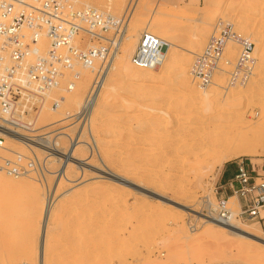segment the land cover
Returning a JSON list of instances; mask_svg holds the SVG:
<instances>
[{
  "label": "rangeland",
  "instance_id": "obj_1",
  "mask_svg": "<svg viewBox=\"0 0 264 264\" xmlns=\"http://www.w3.org/2000/svg\"><path fill=\"white\" fill-rule=\"evenodd\" d=\"M73 2L79 7L86 5ZM144 2L146 13L139 20L135 16L137 3L139 6ZM98 9L120 16L129 10L125 36L133 37L120 47L112 76L96 104L92 132L82 136L90 146L71 153L75 156V164L67 166L65 175L60 176L65 159L50 156L54 145H44L42 137L46 133L59 136L65 131L68 137L62 139V145L67 149L70 147L80 119L75 116L63 118L64 113L67 110L79 112L88 89L82 94L80 103L72 100L74 104H69L68 95L65 101L70 106L65 101L60 102L63 113L55 115L60 116V120L50 116L42 118L45 123L39 121L40 118L37 120L40 102L23 113L33 126L28 124L11 132L27 134L24 142L31 147L5 138L4 147H0L3 155L0 173L15 180L25 179L30 184L22 191L11 192L9 186L0 181V221L5 217L1 223H7L5 228L0 223V264H22L25 252L33 258L40 250L42 223L39 222L42 219L39 218L42 217L39 212L46 199L51 201L53 208L46 236L45 256L49 264H264V242L250 236L252 234L247 236L248 239H242L215 231L202 218L203 213L209 212L208 201L214 202L210 211L216 207L215 188L222 181L223 167L228 164L233 167L234 161L242 157L255 166L260 165L264 161V149L260 148L262 154L241 155L216 164L213 169L204 168L200 165L205 163L203 157L210 145L206 141L202 142L204 144L189 142L184 137L196 135L197 141L200 139L201 142L206 132L223 130L231 135L238 131L247 135L256 131L264 135V62L260 61L264 42L262 48L256 45L259 35L264 39V0H136L133 3L125 0L118 11L107 5L98 6ZM246 17L249 20L244 25L241 21ZM221 21L233 23L235 30L256 42L254 75L244 86L248 87L247 93L223 106L191 98V84L200 91L202 85L193 77L189 86L181 80L186 72L191 76L190 66L195 54L202 51ZM143 32L168 41L165 60L156 69L144 68L133 61L131 53ZM104 34L113 35L111 32ZM76 42L81 48L98 43L91 41L90 35L83 31L76 36ZM233 42L229 41L227 46ZM235 44L237 54L233 58L227 55L233 61L239 52L238 43ZM126 49L129 55L123 60L124 64L121 63L122 73H116ZM261 54L264 55V49ZM177 55H183L179 56L182 60ZM97 62L94 76L101 68L100 61ZM76 68L82 67L76 65ZM67 74L62 77L61 85L46 96L49 105L58 101L62 94L70 93L67 88L70 75ZM226 78L227 75H223L214 82L221 84ZM78 80L75 82L79 83ZM241 87L221 88V92L225 94L232 89L231 93H235ZM5 146L27 151L28 155L34 151L41 161L46 160L47 169L42 179L35 174L32 178L24 174L10 175L3 168L5 161L22 155L5 151ZM235 173L234 166L228 177ZM56 185L58 191L52 195ZM235 200L231 198L230 205L237 214L239 206ZM239 220L241 225L264 237L260 223ZM31 261L36 263L37 259Z\"/></svg>",
  "mask_w": 264,
  "mask_h": 264
},
{
  "label": "built area",
  "instance_id": "obj_2",
  "mask_svg": "<svg viewBox=\"0 0 264 264\" xmlns=\"http://www.w3.org/2000/svg\"><path fill=\"white\" fill-rule=\"evenodd\" d=\"M136 0H130L133 3ZM129 10L124 14L104 13L92 5L78 6L71 0H0V127L2 130L19 129L14 111L24 96H39L60 85L67 72L69 83L80 76L76 65L88 67L100 61L102 67L117 53L119 35L128 26ZM84 31L90 40L98 41L86 48L76 44V36ZM111 32L106 37L104 33ZM48 39V49L43 51L40 40ZM229 41L238 43L239 52L235 61L229 58L226 46ZM168 41L148 32H143L133 53V61L144 68L156 69L165 60ZM255 43L248 35H240L233 23L221 21L210 35L205 47L196 53L190 73L199 84L211 86L214 81L227 75L235 85L243 86L254 75L256 59ZM3 115H5L3 117ZM5 136L0 132V147ZM6 160L3 168L13 176L24 171L37 178L46 172V160L41 161L33 151L26 156H14ZM230 190L231 194H226ZM216 207L212 209L221 221L231 220L234 209L230 199L237 197L239 219L260 223L264 230V175L256 170L254 163L240 158L236 173L229 181L217 184ZM33 264V263H24Z\"/></svg>",
  "mask_w": 264,
  "mask_h": 264
},
{
  "label": "bare ground",
  "instance_id": "obj_3",
  "mask_svg": "<svg viewBox=\"0 0 264 264\" xmlns=\"http://www.w3.org/2000/svg\"><path fill=\"white\" fill-rule=\"evenodd\" d=\"M75 1H80V2H82L84 4H86V5H92L93 7H97V8H98V6L107 5L109 8L115 9L117 11L119 9H122L123 8V5L125 3V0H75ZM145 3L146 2L141 3L142 5H139V6H138V3H137V11L135 13V16H137V18L139 20H141L142 17H143V15H145V13H146L145 12V8H146L145 6L147 4L145 5ZM108 12H110V11H108ZM110 14L115 15L112 12ZM248 20L249 19L246 17V18H243L241 22L244 25H246L248 23ZM127 29H128V26L119 35V41H120V43H119V47H118L117 53L115 54L114 58L111 61H109V63L106 65V67L104 69V72L101 75V77L98 78V74H96L94 76L95 66H96V64L98 62L97 63L95 62L93 65L88 66V67H82L81 66L82 68H76V70H77L76 73H79L80 74V76L78 77L79 83L78 82H75V83L73 82V83H70V84L68 83L67 88L71 90V91H69L70 93L69 94L66 93V95L62 94L59 97V100L56 101L52 106L49 105L48 103H46V100L45 99H46V96H50L51 95L50 93L52 91L50 92V90H52L53 88L45 91L44 93H42L39 96H33V97L32 96H30V97L29 96H24L23 98H21V100L18 101V103H17V105L15 107V110L14 111L18 114V118L15 119V121L17 122V124L18 125H24V126L25 125H28V124H31L32 125L33 123H29L30 121L26 119V116L23 113H25V111L28 110V109L29 110L32 109L33 108V104H36V102H40L41 103L40 104L41 112H40V115L38 114L39 116L38 115L36 116V119L38 120L40 118L39 121H43V123H45L46 121L44 119L47 118V117H49V116H50V118L52 117V119H55V118H53V117H56L55 115H58V114H60V116L62 115L61 113H63V111H61V110L63 109V107L60 104V102L65 101V99L67 98L66 97L67 95H68V97L70 99L69 104H70V102H72L74 104L73 101H75L76 103L77 102L80 103L81 102V96H82V94L85 91H87V89H88L89 92H88V94H87L84 102H82V104H80L81 107H80L79 112L71 113L70 111L67 110L64 113L65 114L64 115L65 117H63V118H70V117H74L75 116V117H78L80 119V126L78 127V130H77L78 132L76 133L77 135H75V138L74 139L72 138V140H71L72 142L70 141V143H71V145L69 144L70 147H68V149H67V147H65V146L62 145V143H63L62 142V139L64 137H68V133L65 132V131H63V132L61 131L60 134H59V136L57 135V136H53V137H52V134L50 133L51 132L50 131L49 132L50 133L49 135H48V133H46L47 135H45V136L42 137V142L45 143L44 145H47V146H50L51 144L54 145L53 147H51V149L52 150L54 149V150H53V152L50 153V156H52L53 158L56 157L59 160H62V158L65 159L64 164H62L63 167L60 170V176L63 175V174L64 175L66 174V172H67V166H69L71 163H74L75 164V162L73 161V159H75V156L74 155L72 156L71 153H75V151L77 149L82 148L84 146H86V147H89L90 146L89 142L86 141V140H84V137L82 139V136L85 135L86 133H89L90 134L92 132L91 121H92V118L94 117L96 104H97L99 98L101 97V95L103 94L102 92H103V89L105 88V85H106L107 81L112 76L111 72H112L113 67H114L113 64H114L115 59L116 58H119V56H117V54H118V52L120 50V47H121V45H122L123 42H124V44H126L127 42H130L131 39H132V37H133L132 35H127V38H126L125 35H126V32H127ZM84 33H86V32H84ZM253 33H254V31H253ZM239 34L241 36L243 35V33H241V32H239ZM87 35H89V34H87ZM104 35L106 37H109L106 34H104ZM141 35H142V33H141ZM141 35H140V37H141ZM140 37L137 38L136 45L133 43V45H135L136 47L139 44ZM257 38H258L257 39L258 41H256L257 42L256 45L257 46H261V44L264 42L263 41L264 39H261V36L260 35ZM235 43H237V42L234 41L230 45L226 46L227 47L226 52L232 58L237 54L236 53L237 47H236V44ZM76 44L79 45V43H77V42H76ZM40 45H41L42 50L43 51H46L48 49V45H49L48 44V39L46 37H43L40 40ZM257 46H256V48H257ZM262 46H261V48H262ZM128 49L124 50V53L126 51V54H125V56H122L120 58V60H119V66L116 69V73H122V66L123 65L121 63L124 64L123 60H125V58L129 55V52L127 53V50ZM263 49H261L262 51L260 50L261 51L260 52V55H261L260 61L261 62L262 61L264 62V55L261 54V53H263ZM128 51H131V50L129 49ZM189 52H191V51H189ZM133 53H134V50H133V52L131 54H133ZM179 56H183V55H179ZM179 56L177 55L178 58H179ZM179 59L182 60V57L179 58ZM179 59H176L177 61L175 60L177 62V64H179L178 62H180V61H178ZM255 59H256V57H255ZM261 62L258 63V65L259 64L261 65ZM99 65H100V62H99ZM255 65H256V62H255ZM102 66L103 65L101 63V67ZM254 68H255V66H254ZM67 73L70 75V76H68V80H69L70 77H71V75H74V73H71V72H67ZM183 73L184 72H182V74ZM182 76L183 77L181 78V80L183 81V83H185L186 85L189 86V84H191V77H192V75L190 76V74H187V72H186ZM118 80H120V78ZM91 83H92V85H91ZM214 83L216 84L215 87L213 86L210 89H207L206 88L207 86H203L202 85V88H201L202 90L201 91L194 86L195 84H191L192 85V87H191L192 90L190 88V94H191L190 97L197 99L199 102H208V103H211L212 105L215 103V105H222L223 106L224 104L226 105L228 102H232V101L237 100L239 98L240 99L243 98V96L245 95V93H247L245 90L248 87L247 88L246 87L244 88L245 85H243L242 87L240 86L241 88L236 89L237 92H235V93H231V92H233V90L231 89L230 91L229 90H226V91H229V92H225V94H223L221 92V88L222 89L223 88L228 89V88H230L232 86L239 87V85H237V86L235 85L236 83H235V81L231 77L226 78L221 84H219L217 82H214ZM60 85H58L56 87H59ZM250 89H248V91ZM105 96H107V95H105ZM65 102H67V101H65ZM212 102H214V103H212ZM67 104H68V102H67ZM71 107H72V105H71ZM263 112H264V110H263ZM4 116L5 115H3V117ZM95 116H96V114H95ZM59 117H56V118L59 119ZM42 118H44V119L42 120ZM35 120H34V122H35ZM37 123H38V121H37ZM37 123H35V124H37ZM53 123H54V121H53ZM40 124H42V122ZM47 126H45V127H47ZM85 127H87V129ZM262 127H264V126L262 125ZM30 129H34V127H30ZM217 129H219V128L217 127ZM230 130L231 129H229L228 131H230ZM0 132L2 134H4L5 138L8 139L9 142H15V143H19V144L24 145V146L31 147V145L29 143L24 142L25 135H27L25 133H22V132L21 133H17V132L16 133L15 132L13 133V132L7 131V130L4 131V130L1 129V127H0ZM206 133L207 134L202 138L201 142L199 141L200 139L197 141V139L195 138L196 135L184 136V137L187 138V141H189V142H195V143L198 144V143H202L203 141H206L207 144L210 145L209 146V149L210 150L208 151L207 155H205V157H203V159L205 160L204 161L205 163H203V165H200L201 167H204V168L212 167V169H213V168H215V165L216 164L217 165H221V164H223L224 161L229 160V159H232V158H235V157L237 158L238 156H241V155L254 156V155H257V154H262V150L260 148H263L264 149V135L258 134L256 131H254V133L253 134H250V135L241 134L239 131L237 133L235 132L236 134L231 135L229 132H224V130H223V132L213 133L211 131V132H206ZM178 141H179V138H178ZM202 144H204V143H202ZM188 146H189V143H188ZM4 150L7 151V152L16 154V155H22V156L28 155V153H26L27 151L24 152V151H21L19 149H14L13 147H10V146H5ZM0 157H3V155H1V153H0ZM81 159L82 158H80V160ZM199 161H200V159H199ZM195 163H196V161H195ZM198 163H201V162H198ZM23 174L26 177H31L32 178V176L28 174V171H24ZM0 181H1V183L3 185H6L7 184L9 186L8 190L11 191V192L13 190L14 191H18V190L22 191V190H24V189L27 188V185L30 184L25 179L15 180V179H13L11 177H8V176H6L5 174H2V173H0ZM57 188L58 187L56 185L53 188V191L51 190L53 192L52 195H55L54 193H56L58 191ZM70 191H72V190H70ZM62 193H64V192H62ZM65 194H67V193H65ZM231 198L236 199L235 202H236L237 206H239L237 197L236 196H233ZM42 200H43L42 202H45L43 198H42ZM50 202L51 201H49V199H46L45 205L42 203L44 206L42 207V209L40 211L41 213L39 212L40 216L42 217V218H39L40 220L42 219L41 222H39V223H42V230H41L42 231V235H41L40 241H39L40 242V250L38 252H36V254H35V256L33 258H30V256H28V254L25 252L24 253V257L22 259L23 260V263L22 264H24V263H32L31 260H33V259H37V262L36 263H33V264H49V260H47V257L45 256V254H47V253H45V251L47 250V247H48V240L46 238L47 232H48L47 231L48 230V223H49V218H50V216L52 214V211H53V208H52V205L50 204ZM203 202H206V201H203ZM208 202H210V204H208V207H207V209H208L209 212L208 213H203V217L202 218L205 219V221H207V223L210 224L211 229H214V230L217 229V230H220V232L222 231L223 233L228 234V236L229 235H232V236L235 235V237L237 236V237L242 238V239H248L249 237H247V236L249 234H252V236L254 235L255 237H259V238H261V239L264 240V237L255 234L254 233L255 231L254 232L251 231L250 230L251 229L250 227H248L249 228L248 229L247 227H244L243 225H241L242 223L240 222L239 218L236 217L237 214H235V211H234V214L235 215L233 214L231 220H229V221H221L218 218L217 215L215 216V214L214 215L211 214V211H210L211 207L210 206H211V204L213 205L214 202L211 201V200L208 201ZM29 206H30V204H29ZM191 209H193V208L191 207ZM37 210H39V209H37ZM3 218H5V217H3ZM3 218H2V220H4ZM2 220L0 221V223L2 222ZM1 225H2L3 228H5V225H7V223H1ZM2 227H0V228H2ZM245 233H248V234L246 235ZM223 238H226V237L224 236ZM7 261H8V258H7ZM15 261L17 262V260H15ZM15 261H14V263H15ZM11 263H13V262H11Z\"/></svg>",
  "mask_w": 264,
  "mask_h": 264
},
{
  "label": "crops",
  "instance_id": "obj_4",
  "mask_svg": "<svg viewBox=\"0 0 264 264\" xmlns=\"http://www.w3.org/2000/svg\"><path fill=\"white\" fill-rule=\"evenodd\" d=\"M263 160H264V158H263ZM237 162H238V160L234 161L235 164L233 165V167H231V165H229V164H228V165H225V166L223 167V169H222V173H221V177H220V180H222V181H220V183H218V184L225 183V182L229 181L231 178L234 177V175L231 176V177H228V173H229V171H230L231 168H234V166H235V168L237 167ZM255 168H256V170H258L261 174L264 175V161H263L262 164H260V165H259V164L256 165ZM225 193H226V194H231L230 190H226Z\"/></svg>",
  "mask_w": 264,
  "mask_h": 264
},
{
  "label": "water",
  "instance_id": "obj_5",
  "mask_svg": "<svg viewBox=\"0 0 264 264\" xmlns=\"http://www.w3.org/2000/svg\"><path fill=\"white\" fill-rule=\"evenodd\" d=\"M246 234H247V233H246ZM250 236H252V235H250ZM254 238H256L257 240H259V241H261V242H264V240L261 239V238H259V237H255V236H254Z\"/></svg>",
  "mask_w": 264,
  "mask_h": 264
}]
</instances>
